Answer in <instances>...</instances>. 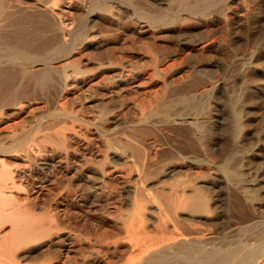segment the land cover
I'll list each match as a JSON object with an SVG mask.
<instances>
[{
	"label": "bare ground",
	"instance_id": "1",
	"mask_svg": "<svg viewBox=\"0 0 264 264\" xmlns=\"http://www.w3.org/2000/svg\"><path fill=\"white\" fill-rule=\"evenodd\" d=\"M77 1L0 0V264H113L122 259L124 264H264V220L256 218L253 194L264 172L246 178L241 172L242 183H230L239 169L232 172L228 163L217 162L214 141L227 122L221 108L225 98L219 100L229 92L226 82L205 61L184 65L186 58L205 56L224 44L232 52L227 35L238 31L230 25L241 21L240 28L255 16L249 0H241L239 10L234 0ZM121 21L134 33L150 31V41L145 34L143 41L132 43L142 52L140 64L124 60L126 52L110 53L111 47L105 61L83 60L75 51L77 44L81 52L92 51L102 41L121 39L124 33L99 27ZM201 27L210 36L227 34L228 41L200 38ZM120 45L119 53L131 48ZM254 56L250 50L246 67L254 66ZM144 62L146 70L139 68ZM244 70L239 81H251L252 72ZM98 74L101 80L86 86ZM145 85L158 87L140 96ZM87 98L98 101L94 115L75 108ZM147 99L152 101L148 112ZM243 100L234 103L243 107ZM238 108L233 116L239 118L244 109ZM238 118L230 126V140L247 127ZM259 143L244 156L254 158L264 142ZM221 190L226 200L222 215L233 211L234 230L254 236L261 228L256 231L260 243L249 253L242 251L246 244L227 251L208 246L217 237L211 228ZM109 194L114 203L103 208L105 219L92 222L98 232H108L107 225L116 228V235L110 241L105 236L106 243L93 238L87 217L82 218L83 233H73L70 206L88 211L105 205ZM121 194L130 205L125 212ZM236 194L241 200L233 206Z\"/></svg>",
	"mask_w": 264,
	"mask_h": 264
},
{
	"label": "rangeland",
	"instance_id": "2",
	"mask_svg": "<svg viewBox=\"0 0 264 264\" xmlns=\"http://www.w3.org/2000/svg\"><path fill=\"white\" fill-rule=\"evenodd\" d=\"M75 1H77V0H75ZM79 1V0H78ZM77 1V2H78ZM81 1V0H80ZM233 1V0H232ZM72 2H74V0H72ZM239 2V3H238ZM240 2H241V0H234V3H233V5L236 7V8H238V10L239 9H241V7H239V4H240ZM74 3H76V2H74ZM247 3H249L247 6H248V8L251 10V12L253 13L254 12V14H255V16H253V18L252 19H250V18H248L247 20H248V22H247V25H246V22L244 23V25H243V22L241 23V27L240 28H237L236 26L239 24V22H241V21H237V20H235V22L233 23V26H232V24L230 25V27L232 28H236L235 29V31H238V34L236 33V34H231V35H227V34H224V33H222V32H218V31H216V32H214L213 33V36H210V34H207L208 32H206V34H205V28H203V27H201V28H198L199 30H200V33L201 34H197V36L198 35H200L199 37L200 38H202L203 36H206L205 38H208V39H210V37H211V39L210 40H212V39H215L214 41H217L218 43H220V40H221V42H225L226 40H225V37H226V35H227V37H228V40L230 39V41L233 43V50H232V52L228 49V48H225L224 46H226L225 44L223 45V47H222V45H221V47H220V50H216V48H211L209 51H207L206 53H204V55L205 56H203V55H201V56H203L202 58H201V56L199 55V54H196V55H194L192 58H186L185 59V61H184V65L186 64V63H194V62H204L205 63V65H206V67H207V69L210 71L211 70V72H214L215 74H217V76H219L220 78H221V80H223L224 82H226V91H229V92H225V94L227 93L229 96H227V94L226 95H224V96H222L219 100H222L223 99V97L226 99H223L222 101H224V102H221V108H222V110L223 109H225V110H223L224 112H223V114H222V117H223V119H225V121H227V122H229L228 120H230L231 119V121L229 122L230 123V125H228L229 123H224L225 121H223V119L221 118L220 120H222L221 122H220V120H219V123H224V125H223V130L221 129V130H219V132H218V134L216 135V137H215V143H216V145H215V157H216V159H217V162L219 161V164H221V163H223L224 165L226 164V163H228V164H226V166L227 167H229L228 169L229 170H231L232 169V172H234V171H237L238 169V171H239V173L242 175L241 177H239L237 174H239V173H237V172H234V176H232L231 178H229L230 179V183L232 184H240V183H242V179H244L243 178V174H244V176H245V178H246V176L248 175V174H255V173H258V174H260V173H262V171L264 172V143H262V142H264V0H249ZM220 5L222 6V2L220 3ZM221 6H219V7H221ZM240 13H241V11H240ZM239 14V13H238ZM257 16V17H256ZM250 19V20H249ZM125 21H127V20H125ZM100 24H101V22H100ZM100 24H99V27L101 28V29H103V31H105V32H107V33H116L117 31L119 32H122V33H124V35H123V39L121 38V39H116L117 40V43H116V40H110V39H108V41L106 42V41H102V45H98L97 47H93V49H92V51H91V49L89 48V49H86V50H84V51H80V50H82L83 48H81L80 46V44H77V45H75V47H74V49H75V51L77 50V53H78V51H79V55L81 54V58L83 59V60H86L87 58H89V57H91V56H93L92 58H90V59H93V60H107V58H106V56H108V54H110V53H113V52H115V53H118L119 55H121V56H123V55H125V52H126V57H123V59L124 58H126V60H133V61H136V64L138 63V64H140L141 62H140V59H139V57H141V54H142V52H141V54H140V52L139 51H137L136 49H134L133 47H134V45L136 44V43H138V41L140 42V41H143L144 40V38L145 37H149V35H148V33L150 32V31H146L145 30V32L143 31L144 29H142V31L141 32H135L134 33V31H132L133 29L131 28V27H129V26H126L125 25V23L123 22V21H121V23H116V22H111V23H107V24H105V23H102L101 24V26H100ZM103 24H104V26H103ZM110 24V25H109ZM122 24V25H121ZM109 25V26H108ZM124 25V26H123ZM123 26V27H122ZM123 28V30L124 31H122V30H120L121 28ZM125 27V28H124ZM198 29H196L197 31H199ZM108 30V31H107ZM218 32V33H217ZM127 34V35H126ZM146 34V35H145ZM126 35V36H125ZM145 35V36H144ZM148 35V36H147ZM223 35V36H222ZM143 36H144V38H143ZM210 36V37H209ZM140 37H142V38H140ZM199 37H197V38H199ZM214 37V38H213ZM224 37V40H222V38ZM226 37V38H227ZM196 38V37H195ZM219 38H221V39H219ZM244 38V39H243ZM143 39V40H142ZM146 39V38H145ZM147 40V39H146ZM227 40V41H228ZM112 41H114V42H112ZM126 41V42H125ZM131 41V42H130ZM147 41H150V39L148 38V40ZM103 42H105V43H103ZM109 42V43H108ZM123 42V43H122ZM171 42L173 43V41L171 40ZM107 43V44H106ZM114 43H115V45H114ZM131 43V44H130ZM134 45H133V44ZM101 44V43H100ZM122 45L123 46V44H125V46L126 47H131L132 48V50H131V48H127V50H126V48H125V50H123V52L121 53H119L118 51H117V49H116V47H119L118 45ZM130 44V45H129ZM223 44V43H222ZM120 45V46H121ZM129 45V46H128ZM131 45H133V46H131ZM79 46V47H78ZM114 46V47H113ZM109 47H111V49L109 48ZM236 48V51H234L235 50V48ZM81 48V49H80ZM92 48V47H91ZM100 50H99V49ZM105 48V49H104ZM113 48H115L114 50H112ZM74 49H73V51H74ZM79 49V50H78ZM110 49V50H109ZM215 49V50H214ZM227 49V50H226ZM95 50V51H94ZM106 50H107V52H109V51H111L110 53H107L106 52ZM109 50V51H108ZM250 50H251V52L252 51H254V53L256 54V56H254L255 58H254V61L255 62H253V65L254 66H252V68L251 67H249V65H247V67H246V60H247V58L249 59V54H250ZM89 51V52H88ZM94 51V52H93ZM117 51V52H116ZM130 51V52H129ZM230 51V52H229ZM249 51V52H248ZM88 52V53H87ZM91 52V53H90ZM137 52V53H136ZM222 52V53H221ZM86 53L88 54L87 56H85L86 55ZM93 53V54H92ZM231 53V54H230ZM233 53H234V55H233ZM248 53V54H247ZM85 54V55H84ZM89 54H91V55H89ZM137 54V55H136ZM222 54V55H221ZM231 56H230V55ZM236 54V55H235ZM247 54V55H246ZM130 55V56H129ZM198 55V56H197ZM208 55V56H207ZM211 55V57L209 58V56ZM213 55V56H212ZM89 56V57H88ZM137 56V57H136ZM230 56V57H229ZM245 56V57H244ZM85 57V58H84ZM220 57V58H219ZM94 58H97V59H94ZM129 58H131V59H129ZM137 58V59H136ZM204 58V59H203ZM224 58V59H223ZM245 60H244V59ZM216 59V60H215ZM223 60V61H221V60ZM125 60V59H124ZM202 60V61H201ZM219 61H221V62H219ZM241 62V63H240ZM242 62H243V65H242ZM147 63L148 62H146V64H145V62L143 63L144 65H141L139 68H144V70H146L147 68H148V66H147ZM212 64V65H210V64ZM226 63V64H225ZM143 66V67H142ZM242 66V67H241ZM249 67V68H248ZM244 69H249L248 71H250V72H252V75H253V79L250 81H246V80H240L241 82H243V84L239 81V79L241 78V74H243V73H245L246 71L244 70ZM245 71V72H244ZM102 76L103 75H101V74H98L94 79H90L89 81V83L88 84H86V86L87 85H90L91 83H93L94 81V83H98V81H100L101 80V78H102ZM98 79H100V80H98ZM236 79H237V82H236ZM97 80V81H96ZM232 82V83H231ZM245 83V84H244ZM247 83V84H246ZM240 85H242V87L240 86ZM244 85H245V87H244ZM158 87V85H155V86H147V85H145V90H144V86H143V88L141 89V91L139 92V95L141 96V95H143L144 93L145 94H147L148 92L147 91H149V92H152L154 89L156 90L157 89V87ZM156 87V88H155ZM151 88L153 89V90H151ZM149 89V90H148ZM235 89V90H234ZM244 89H247V90H244ZM242 90H243V92H242ZM238 92H240V93H238ZM245 92V94L247 95V97H248V99H247V97H246V95L244 96V93ZM142 93V94H141ZM248 93V94H247ZM249 93H251V94H249ZM239 95V99H238V95ZM243 94V95H242ZM252 94H253V98H251L252 97ZM240 95L242 96L241 97V100H240ZM249 95V96H248ZM227 96V97H226ZM235 96H237V97H235ZM244 96V97H243ZM148 97V96H147ZM230 99H229V98ZM232 97V98H231ZM234 97V98H233ZM246 97V98H245ZM83 99V98H82ZM82 99H79V101L78 102H76L77 103V106L75 107L76 109L78 108V109H80V112H84V114H89V112H90V114H95V113H97V110L99 109L98 108V106L96 105L97 104V102L98 101H95V100H93V99H90V98H87V99H85V100H82ZM228 99H229V101H231V104H233L234 106H232L231 104V106L229 105V103L230 102H227V104L230 106V108L232 109V110H230V112L229 113H225V112H228L229 110L228 109H230V108H228L229 106H225V105H227L226 104V102L225 101H228ZM235 99H237V100H235L236 101V103L237 102H239V103H242L243 104V102H244V100L243 99H245V102H246V105H244L245 106V108H244V106L243 107H241V105L238 103V105L236 104V103H234L235 101L234 100ZM251 99H253V100H251ZM93 100V101H92ZM131 101H132V99H130ZM238 100H240V101H238ZM77 101V100H76ZM86 101V102H85ZM202 102H203V99L201 100ZM243 101V102H242ZM248 101H250V103L248 102ZM88 102V103H87ZM83 104L81 107L82 108H80V106H78L79 104ZM144 103V102H143ZM149 103V104H148ZM151 103V104H150ZM225 103V104H224ZM249 103V104H248ZM245 104V103H244ZM92 105V106H91ZM222 105H224V107L225 108H223V106ZM83 106H85V107H83ZM88 106V107H87ZM95 106V107H94ZM237 107H241L242 109H244V110H242L241 112L239 111V113H243L242 115H243V117H242V115H241V117L239 116V118H238V116L236 117V116H233L234 115V112L237 114L238 113V110L236 109ZM87 108H88V112H87ZM90 108V109H89ZM152 108V101L151 100H146L145 101V104H144V110L145 111H149V109H151ZM226 108H228L227 109V111H226ZM238 108V109H239ZM241 108H240V110H241ZM82 109H84V110H82ZM82 110V111H81ZM93 112V113H92ZM233 112V113H232ZM231 114V115H230ZM229 117L228 119L227 118H225V117ZM242 119L243 118V120H244V122L246 123V125H247V127L245 126L244 128H245V130L243 131V129L242 130H240L241 131V133H240V131H239V134H237L238 133V131H237V133H235L234 134V137L235 136H238V139H234V138H231V140L229 139L230 137H231V133H229L230 134V137H229V134H228V132H231V130H229L230 129V126L232 127V126H234V124H235V120L236 119ZM232 121H233V123H232ZM226 125H228V126H226ZM224 126L227 128V130L226 129H224ZM232 129V128H231ZM122 130V129H121ZM229 130V131H228ZM120 131V130H119ZM242 131H243V133H242ZM222 132H224V133H222ZM227 132V133H226ZM120 133V132H119ZM220 133V134H219ZM263 133V134H262ZM237 134V135H236ZM242 135H243V137H242ZM244 135H246V137L244 136ZM241 136V137H240ZM223 137V138H222ZM227 137V138H226ZM241 140H240V139ZM245 138V139H244ZM263 138V139H262ZM223 139V140H222ZM225 139V140H224ZM228 139V140H227ZM244 141H243V140ZM221 140V141H220ZM263 140V141H262ZM261 141V142H260ZM219 142V143H218ZM221 142V143H220ZM240 142V143H239ZM242 142H245V144L244 143H242ZM260 142V143H259ZM261 144L260 145V151H259V153H256L255 155V157L254 158H247V157H245L246 155V153L248 154L249 152H250V150L252 149V148H254V146H255V144ZM241 144H243L244 146H242ZM240 146V147H239ZM242 147V148H241ZM219 148V149H218ZM228 148H229V150H228ZM230 148H231V150L233 151H231L230 152ZM226 149V150H225ZM246 151V152H245ZM218 152H221L220 153V155H219V153ZM225 152V153H224ZM218 153V154H217ZM224 153V154H223ZM229 153V154H228ZM231 153V154H230ZM223 154V155H222ZM228 155V157H227V155ZM229 155H231V156H229ZM245 155V156H244ZM258 155V156H257ZM219 157V158H218ZM225 157H227V159L229 160H225V161H222V159L221 158H225ZM230 157V158H229ZM243 157H245V158H243ZM241 158H243V159H241ZM222 161V162H221ZM243 167V168H242ZM242 168V169H241ZM233 169H235L234 171H233ZM241 172H244L243 174L241 173ZM217 173H219V175L221 174V172H220V170H217ZM235 174L238 176V181H236V178H235ZM239 174V175H240ZM247 174V175H246ZM236 176V177H237ZM234 177V178H233ZM262 177V180H260L259 182L260 183H257L255 186H254V189H253V194L255 195V197H257V199L255 198V200H257V201H255V203H254V201H253V203L255 204V206H254V208H256V218L258 219V220H264V174L262 175H259V177L258 178H261ZM233 181H235V182H233ZM235 179V180H234ZM239 179H241V180H239ZM232 184V185H233ZM253 185V184H252ZM218 188V187H217ZM252 188V187H251ZM255 190V191H254ZM119 192H120V189L118 190ZM225 190L223 191V190H221V191H219L218 193H217V197L219 198V201H217V202H219L218 204H220L219 205V207L217 208V211H218V213H216V214H218V215H216L215 214V218H218L217 220H216V224L211 228V231H213L214 233H217V237L216 238H212L213 240H211L210 242H209V244H208V246L210 247H214V248H219V249H221V250H225V251H227V250H229V249H231V248H235V247H238V246H240V245H242V244H246V247L245 248H243L242 249V251H243V253L244 254H246V253H249L250 251H252V250H254V248H256L258 245H259V241H258V237L256 236V231H258L259 230V228L257 229V228H255L256 230H255V234H254V236H248L249 235V233L246 235V234H243V233H241L240 231H236V230H234V228H236L237 227V223H236V221H237V219L235 218V216H234V213H232L233 211L232 210H228L227 211V213H226V216L228 217H226V216H223L222 214H225L224 213V211H225V208H223V207H225L224 205H222V203L223 202H225L226 203V200H224V198H225ZM231 192H233V191H231ZM252 192V191H251ZM255 192V193H254ZM113 194H109V196L106 198V199H104V201H102L103 203H105V205L103 204V205H94V208L92 207L91 209H93V210H88V211H86L85 209H79V205L78 204H75V205H73V206H70V208H69V211H71V215L73 216L71 219H72V224H70V227H72L73 229H75L74 231H73V233H76V232H81V233H83V230L82 229H84V225H83V219H85V217H87L86 219L88 220V225H87V228L90 226V228L88 229V231H89V233H90V235L92 236L93 234L95 235H93L92 237L93 238H95V237H98L99 236V238L101 239V242L103 241L104 243H106V240L108 239L109 241H110V239H109V237L111 238V237H113L114 235H116V233H117V229L116 228H114L113 229V227H109L108 225H107V231L108 232H105V233H103V232H101V231H99L98 232V229H97V226H94L95 225V223L97 222L98 223V221H100V220H102V219H105V215H104V211H107L108 209H109V207H111L112 206V204L114 203L113 201H114V199H113V197H114V195L112 196ZM237 195L238 194H236V195H234V196H231L232 198H231V205H233V206H235V203H236V200H241V197L238 195V197H237ZM121 197H122V199H120L121 201H120V210L121 211H123V212H125V211H127V210H129L130 209V205L129 204H127L128 203V201L125 199V195L124 194H121ZM120 197V198H121ZM238 199H237V198ZM111 199V200H110ZM113 200V201H112ZM112 201V202H111ZM123 201V202H122ZM107 203V204H106ZM110 203H111V205H110ZM224 204V203H223ZM107 205H108V208H107ZM110 205V206H109ZM129 205V206H128ZM103 206V207H102ZM100 208V209H99ZM103 208H104V211H103ZM106 208V209H105ZM72 209V210H71ZM78 209V210H77ZM219 209V210H218ZM96 212H95V211ZM234 210V209H233ZM74 211V212H73ZM83 211V212H82ZM90 211V212H89ZM94 211V212H93ZM103 211V212H102ZM86 212H87V214H86ZM93 212V213H92ZM75 213V216L73 215ZM76 213H78V214H76ZM101 213H103V214H101ZM80 214H82V215H80ZM89 214V215H88ZM229 214V215H228ZM76 215H78L77 217H76ZM86 215V216H85ZM88 215V216H87ZM82 216V217H81ZM84 216V217H83ZM218 216V217H217ZM75 217H76V220H75ZM77 218H79V219H77ZM83 218V219H82ZM93 219V220H92ZM96 219V221H94ZM99 219V220H98ZM79 220V221H78ZM92 221H94L95 223H93ZM78 222H80V223H78ZM81 222H82V224H81ZM75 223V224H74ZM93 223V224H92ZM97 223H96V225H97ZM80 224V225H79ZM90 224V225H89ZM72 225V226H71ZM92 225V226H91ZM98 225H101V224H98ZM76 226V227H75ZM93 226L94 227H96V228H93ZM106 226V225H105ZM83 227V228H82ZM93 229H92V228ZM109 227V228H108ZM260 227V226H259ZM79 228V229H78ZM72 229V230H73ZM77 229V230H76ZM90 230H92V232L90 231ZM260 230H261V228H260ZM259 230V231H260ZM116 231V232H115ZM92 233V234H91ZM101 234V236H100V234ZM222 233V234H221ZM224 233V234H223ZM98 234V235H97ZM114 234V235H113ZM253 234V233H252ZM252 234H250V235H252ZM108 235V236H107ZM111 235H113V236H111ZM105 236H106V238L107 239H105ZM105 239V240H104ZM257 239V240H256ZM107 240V242H109ZM252 248V249H251ZM104 251H106V252H104L103 251V253L106 255V256H110V255H112V251L110 250V249H103ZM108 250V251H107ZM111 251V252H110ZM109 254H108V253ZM80 255H77L75 258L77 259V261H79V259H80ZM125 258V257H124ZM115 264H124V259H122L121 261H119V260H117V261H115L114 262ZM113 263V264H114ZM112 264V263H111Z\"/></svg>",
	"mask_w": 264,
	"mask_h": 264
}]
</instances>
